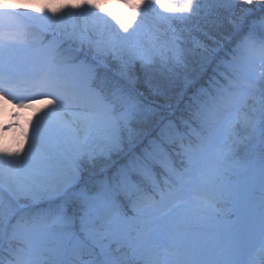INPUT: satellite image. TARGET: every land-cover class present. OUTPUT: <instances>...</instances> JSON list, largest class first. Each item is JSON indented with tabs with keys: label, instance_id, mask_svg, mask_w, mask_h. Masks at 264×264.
<instances>
[{
	"label": "snow or ice",
	"instance_id": "snow-or-ice-1",
	"mask_svg": "<svg viewBox=\"0 0 264 264\" xmlns=\"http://www.w3.org/2000/svg\"><path fill=\"white\" fill-rule=\"evenodd\" d=\"M120 2L130 11L131 18L137 20L136 28L125 36H120L119 32L128 33V26L105 12L99 3L68 0L60 12L61 20L64 15H72V10L89 6L103 13L97 17L98 21L115 28L116 37L109 38L104 48L97 42L96 50L101 57L111 55L121 60L120 70L124 76L133 70L135 59H140L143 65L153 64L152 55L137 49L132 39L143 29L149 14L171 26L189 21L200 7L194 0ZM261 2L264 4V0ZM242 4L255 5L264 12V7L257 5L256 0H242ZM30 7L31 0L25 4L19 0L13 5L0 3V100L15 101L14 106L20 109L46 101L50 108L32 125L31 135L21 129V135L30 140L24 158H47L51 147L49 137L55 134L58 143L71 154V163L54 188L44 187L33 194L48 200L43 211L30 219H17L10 212L0 211V244L11 246L16 242L18 245L13 264H67L66 257L74 249L87 248L97 237L109 240L110 244L102 251V258L96 257L92 264H156L152 252L155 241L151 237L165 238L187 220L203 219L215 211L216 203L224 195L217 180L234 154L241 123L258 136V143L252 148L259 150L254 159V175L261 196L259 211L249 212L247 230L260 239L258 260L251 264H264V31H256L257 20L249 21L253 9H243L247 15L235 22L242 39L238 54L221 73L224 83L208 102L192 108L188 119L182 122L186 128L195 124L200 129L195 142L185 144L181 125H170L163 138L153 142L150 151L131 155L111 176L82 183L81 158L86 156L91 160L97 150L99 154L108 155L119 149L120 128L133 118L137 106L130 103L131 91L123 86L117 84L110 91L97 90L95 70L88 80L74 87L58 73H45L35 80L22 81L12 64L13 54L21 48V37L13 30V22L20 19V13L13 9ZM228 7L225 0H217V9ZM51 14L57 15L56 10ZM258 23L264 29V15L259 17ZM245 26L247 32L242 31ZM125 51L130 53L128 61L122 60ZM169 51L175 66L182 65L185 54L178 44H173ZM107 66L103 60L98 65ZM151 70L145 68V71ZM171 70L165 60L160 71ZM21 91L34 94L18 95ZM81 104H87L91 111L72 112L75 120L69 123L65 119L69 107ZM13 126L9 124L4 130ZM176 144L180 145V150L173 156L168 145ZM22 152L23 146L16 151L0 146V187L13 189L16 185L11 169L23 162L18 159ZM129 211L133 215L130 216ZM53 237L57 240L56 247L51 246ZM243 242V235L234 234L219 253L194 256L183 264H239L235 257Z\"/></svg>",
	"mask_w": 264,
	"mask_h": 264
},
{
	"label": "rangeland",
	"instance_id": "rangeland-1",
	"mask_svg": "<svg viewBox=\"0 0 264 264\" xmlns=\"http://www.w3.org/2000/svg\"><path fill=\"white\" fill-rule=\"evenodd\" d=\"M4 2L15 4L17 0H0V3ZM67 2L68 0H31L30 8H35L32 12L37 13V16L43 20L39 23H34V20L30 19L25 12L13 9L20 13V19L13 22V30L17 31L21 37V48L13 54L14 71L22 81L35 80L45 73H58L64 77L70 87H74L79 82L88 80L95 70L94 87L97 90L110 91L118 84L131 91L130 103L137 106L133 118L126 126L120 128L119 149L108 155L99 154L97 150V154L91 160L86 156L81 158L82 183L111 176L127 163L118 162L121 158H126L128 161L131 155L150 151L153 142H158L163 138L170 125H181L184 139L188 138L189 141L195 142L196 132L200 129L195 124L191 128H186L182 122L188 119L192 108L199 107L204 103L203 100L208 102L210 97L216 95L219 82L212 83L218 80L212 73L224 72L221 67L238 54L242 36L241 31L235 27V22L242 15H247L242 10L252 8L249 21L257 20L256 31H264L258 23L259 17L264 15V12L255 5L242 4V0H225L230 7L225 9L223 14L229 20H225L227 23L225 22L223 27L222 25L215 27V31L208 28L205 18L211 20L212 23H221L223 19L219 14V9L216 8L217 0H194V4L200 6L198 12L205 9V12L210 14L203 16L202 24L197 23L200 19L197 17L198 12L189 21L171 26L159 22L153 14H149L143 29L132 39L137 49L146 55H152L153 64L143 65L140 59H135L133 70L128 76H124L120 70L121 60L111 55L101 57L96 50L97 42H99V47L104 48L109 38L116 37V29L111 25H102L97 17L103 13L91 6L72 10V15H64L61 20L63 14L60 9ZM71 2L79 3L80 0H71ZM90 2L99 3L105 12L111 13L118 21L128 26L129 32L125 33L121 30L120 36L129 35L136 28L137 20L131 18L130 11L120 0H90ZM256 4L264 7L261 0H256ZM210 6L212 12L207 10ZM52 10H56L57 15H52ZM104 18L108 19L107 16ZM47 20H51L52 24L47 25L45 22ZM53 21L60 22L53 23ZM55 27L62 29L60 32L64 34H56ZM116 27L118 28L119 25L117 24ZM247 30V26L242 29L243 32ZM173 44H178L185 54L184 62L179 67L175 66V61L171 59L169 48ZM130 58V53L125 51L122 60L128 61ZM214 58L213 68L210 69L212 77L206 83L208 87L215 90L212 92L204 89L203 92L188 90L190 85L197 81V74L202 69L206 71L212 63L210 60ZM101 60L107 63V68L98 67ZM165 60L167 67L172 70L162 73L160 69L165 64ZM145 68L152 70L145 71ZM257 75L260 74L257 73ZM172 90L173 92L181 90V95L173 104L168 100ZM187 90L190 91L188 94ZM148 93L157 94L158 98L163 100L153 101ZM17 94L31 96L34 93L21 91ZM193 98L198 102L197 106L191 105ZM233 103L237 102L233 101ZM14 105L15 101L4 103L0 100V146L11 151H16L23 146V152L18 158L23 162L18 166H12V176L16 180L14 188L0 187V211L10 212L17 219H30L46 208L39 206L41 203L48 205L46 198L33 194L39 193L44 187H55L61 174L71 163V154L62 143H58L55 134H52L49 137L51 147L47 158L25 159L30 140L21 135V129L31 133L32 125L43 114V111L50 108V105L46 101H37L31 108L25 109ZM170 107L174 108L173 111ZM86 108H88L87 104L70 106L68 109L70 118L75 120L71 113H83ZM168 116L172 118L169 119ZM9 124L14 126L5 131V126ZM238 131L234 154L217 180L224 195L216 203L215 211L203 219L193 217L187 220L165 238L157 240L151 237L150 239L155 241L152 245V252L156 264H183L184 261L192 260L194 256L203 257L209 253H219L227 247L234 234H241L244 237L243 245L235 257L239 264H251L252 261L258 260L260 239L258 235L247 230L249 212L259 211L261 196L259 184L254 175V159L259 150L254 151L252 148L258 143V136L251 129L245 128L242 123ZM188 142L184 141L185 144ZM168 149L174 156L180 150V145H168ZM161 163L163 164L164 161ZM114 167L116 169H113ZM109 168L113 170L108 172ZM104 169L107 171H102ZM103 240V237H97L89 242V245H104L106 243H103ZM56 244L57 240L53 237L51 246L56 247ZM3 245L4 243L0 244V250H5L6 247L2 248ZM11 246L14 252L7 250L6 256L15 260L18 245L13 242ZM77 250L74 249L66 258L73 257ZM88 250L93 251L92 248ZM165 251L169 256L167 261L159 255ZM92 260L83 259L81 264H92ZM13 262L12 260L7 261L8 264H13Z\"/></svg>",
	"mask_w": 264,
	"mask_h": 264
},
{
	"label": "trees",
	"instance_id": "trees-1",
	"mask_svg": "<svg viewBox=\"0 0 264 264\" xmlns=\"http://www.w3.org/2000/svg\"><path fill=\"white\" fill-rule=\"evenodd\" d=\"M29 2V0H25V1H20V3L21 4H25V3H28ZM4 3H7V2H4ZM14 4V3H13ZM12 3H9V5H13ZM32 4V3H31ZM238 5V4H237ZM236 5V6H237ZM239 5L241 6L242 4L239 2ZM20 11H23V12H25L28 16H30V19L32 18L33 20H34V23L36 22V23H39V22H43V20H41V17H39V16H37L38 14L37 13H34V12H32V11H34V9L33 8H18ZM221 9V10H220ZM207 10H209V12H212V8H211V6L209 7V8H207ZM223 13H225V8H219V14H221V18L223 19L222 21H221V23L220 22H214V23H212L211 22V20H207V18H205V20L207 21V25H208V28H210V30H212V31H215V27H218V26H220V25H222V27L225 25V22L227 23V21H225V20H229V18H225V15L223 14ZM232 13V12H231ZM206 15H210V14H207L206 12H205V9H201L199 12H198V14H197V17L198 18H200L199 20H197V23H201L202 24V20H203V16H205L206 17ZM207 17H211V16H207ZM44 18V17H43ZM39 20V21H38ZM205 21V22H206ZM46 23H47V25H51L52 24V21L51 20H47V21H45ZM212 25V27H210ZM41 26H43L42 24H41ZM227 26V25H226ZM44 27V26H43ZM49 27V26H48ZM54 27V26H53ZM62 29H60V28H57V27H55L54 28V31L56 32V34H59V33H63L64 34V32H60ZM214 60H215V58L214 59H211L210 60V62H212L211 64H209V67L206 69V71H207V74H206V76H209V77H206V76H204V79H201V80H198L197 82H194V83H192L191 85H190V87L188 88V90L190 89V91H192V90H196V91H202L203 92V89L204 90H206V91H209V92H212V90L214 91L215 89H212V88H210V87H208L209 85H207V81L209 80V78L211 79V75L213 74L214 76H215V78L216 79H218V80H214V81H212V83H214V82H216V81H218L219 83L217 84V87L218 86H220V84H223L224 83V81H223V78H222V76H221V73L222 72H213L212 74L210 73V69L211 68H213V62H214ZM208 62V61H207ZM208 64H206V66L208 65ZM204 67V66H203ZM221 69L222 70H224L225 69V65L224 66H222L221 67ZM194 72V71H193ZM186 91V93L188 94L190 91ZM181 90H179V92H173V90H172V92H171V94H170V97H169V101H170V103L171 104H173L175 101H177V99H178V97L181 95ZM205 92V91H204ZM148 96L150 97V99L151 100H153V101H162L163 99H159L158 98V96H157V94H155V95H151L150 93H148ZM188 98H189V96H188ZM191 100V99H190ZM189 100V101H190ZM203 102L205 103V101L203 100ZM197 104H198V102L196 101V99L195 98H193V100H192V103H191V105H194V106H197ZM169 121H172V120H169ZM180 122V121H179ZM184 141H186V142H188L189 140H188V138H185L184 139ZM169 148H171V147H169ZM118 162H121V164H124V163H126L127 162V159L126 158H121ZM115 164H120V163H115ZM115 166V165H114ZM107 169V168H106ZM113 169H116L115 167L113 168ZM112 169V170H113ZM110 168H109V170H108V172H111L112 171ZM107 171V170H106ZM129 215L131 216V215H133V213L131 212V211H129ZM103 243H106V244H104V245H100L101 246V249H99L100 250V252H99V250L98 249H96L95 251H91V252H86V254L85 253H83L82 255H80L79 257H77L76 256V253L74 254V256L73 257H68V258H66V260H67V264H81V261L83 260V259H87V260H91L90 258H94V256H95V258L96 257H101L102 258V251L105 249V248H107L108 247V245L110 244V241L109 240H107V239H104L103 241H102ZM107 245V246H106ZM6 247V248H5ZM10 247H12V246H10V245H6L5 243H4V245H3V247L2 248H5V250L4 249H1L0 250V261H3V264H8L7 263V261L9 262L10 260H12V259H10V257H8V256H6V251L7 250H10V251H13L14 250V248H10ZM112 247L114 248L115 247V245H112ZM10 248V249H9ZM14 252V251H13ZM100 253V254H99ZM94 258V259H95ZM93 259V260H94ZM92 260V261H93Z\"/></svg>",
	"mask_w": 264,
	"mask_h": 264
},
{
	"label": "bare ground",
	"instance_id": "bare-ground-1",
	"mask_svg": "<svg viewBox=\"0 0 264 264\" xmlns=\"http://www.w3.org/2000/svg\"><path fill=\"white\" fill-rule=\"evenodd\" d=\"M202 73V74H201ZM206 74H207V71H204L203 69H202V71L199 73V74H197L198 75V79H197V81L198 80H201V79H204V76H206ZM196 81V82H197ZM195 84V83H194ZM89 111H91V109H90V107H88V108H86V110L84 111V112H89ZM70 115V114H69ZM69 115H67L65 118L69 121V123H73V119H71L70 118V116ZM28 134H29V136L31 135V133L30 132H28ZM39 206H41V207H47L48 205H47V203H41V205H39ZM88 248H92V250L93 251H95L96 249H101V246H100V244L99 245H93V246H91V245H89L88 246ZM88 248H83V249H78L77 251H75V253H76V256L77 257H79L80 255H82L83 253H85L86 254V252H91L90 250H88ZM247 251H250V250H247ZM99 252H100V250H99ZM100 254V253H99Z\"/></svg>",
	"mask_w": 264,
	"mask_h": 264
}]
</instances>
